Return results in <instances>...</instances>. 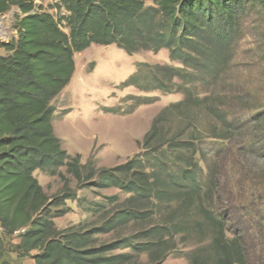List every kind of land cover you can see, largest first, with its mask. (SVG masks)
I'll use <instances>...</instances> for the list:
<instances>
[{"label":"trees","instance_id":"16d2710c","mask_svg":"<svg viewBox=\"0 0 264 264\" xmlns=\"http://www.w3.org/2000/svg\"><path fill=\"white\" fill-rule=\"evenodd\" d=\"M250 1L264 8V0H57L47 7L37 6L36 0H0V14L11 7L19 11L16 36L0 42L5 52L0 54V264H10V253L35 264H141L145 253L147 264H160L174 249L175 236L192 232L198 246L186 255L189 264L247 262L249 235L228 238L224 233L228 213L222 207L233 201L220 196L216 170L205 160L199 179L198 164H191L193 144L183 136L186 127L165 138L162 122L166 112L198 96L196 83L204 76L218 74ZM92 43L114 44L128 54L167 49L169 60L180 65H153L149 79L140 78L137 68L123 82L145 91H181L184 97L153 119L140 152L109 168H97L92 160L81 163L79 154L70 156L52 125V101L72 78L74 54ZM211 107L213 115H223ZM221 121L229 128L225 116ZM253 121L263 124L264 111ZM171 156L184 167L169 162ZM62 166L78 189L115 187L130 195L102 227L59 229L52 218L62 214L53 208L76 200L75 191L65 183L60 194L49 197L34 172L62 177ZM146 221L151 223L132 237L139 242L124 238L96 246L98 233ZM15 232L18 241L5 242ZM124 248L131 252L110 253Z\"/></svg>","mask_w":264,"mask_h":264},{"label":"rangeland","instance_id":"374dc122","mask_svg":"<svg viewBox=\"0 0 264 264\" xmlns=\"http://www.w3.org/2000/svg\"><path fill=\"white\" fill-rule=\"evenodd\" d=\"M55 1L36 0V5L47 7ZM145 4L152 5V2ZM49 12L56 14L54 9ZM61 13L65 14L64 11ZM9 15L13 18L11 32L8 37L0 35L2 43H8L16 36L13 24L19 15L18 9L11 7L0 17ZM238 35L227 50V57L218 74L214 77L206 75L196 83L199 86L198 96L192 97L185 106L164 114L162 131L165 138H169L186 127L183 136L185 140H191L194 147V151L191 148L190 152L193 155L191 164H198L195 173L201 179L200 170L204 171L206 160L219 175L220 196L233 201L222 207L223 212L228 213L225 235L228 238L249 235V239L245 240L251 248L246 250L249 256L245 264H264V123L256 125L253 121L257 114L264 111V8L261 4L247 2L239 19ZM4 53L0 49V54ZM73 58L75 70L72 78L52 101V125L62 148L70 156L79 154L81 163L92 160L97 168L125 163L140 152V143L153 119L167 106L178 103L184 97L181 91L164 93L123 85L137 68L140 78L149 79L153 65L180 66L169 60L167 49L128 54L114 44L92 43L75 53ZM174 81L178 83L177 79ZM145 82L143 80L141 86H145ZM213 104L223 115L211 113ZM224 116L229 128L221 121ZM255 126L263 130L255 131ZM213 134L225 137L212 138ZM190 152L183 153L190 156ZM174 161L171 156L169 162ZM178 165L184 167V163ZM59 172L62 177L38 170L34 172L49 197L60 194L65 183L69 190L75 191L76 200H64L53 208L54 212L62 214L52 218L59 229L102 227L123 207L130 195L115 187L86 185L78 189L76 180L64 166ZM150 223L133 222L98 233L95 236L96 246L124 238L139 242L132 237ZM17 241L16 235L5 238V242ZM196 241L193 232L175 236L174 249L160 264H189L186 255L198 246ZM123 252L129 253L131 248L116 249L110 253ZM9 256L10 264L31 263L30 258L17 259L14 253ZM139 262L147 264L145 253L140 255Z\"/></svg>","mask_w":264,"mask_h":264},{"label":"bare ground","instance_id":"6f19581e","mask_svg":"<svg viewBox=\"0 0 264 264\" xmlns=\"http://www.w3.org/2000/svg\"><path fill=\"white\" fill-rule=\"evenodd\" d=\"M12 19H13L12 15H9L8 17H0V35L2 37H8L10 35L11 32L10 22Z\"/></svg>","mask_w":264,"mask_h":264},{"label":"crops","instance_id":"0c3cea01","mask_svg":"<svg viewBox=\"0 0 264 264\" xmlns=\"http://www.w3.org/2000/svg\"><path fill=\"white\" fill-rule=\"evenodd\" d=\"M30 261L33 262L32 259H30ZM23 264H29V263H27V261H24Z\"/></svg>","mask_w":264,"mask_h":264},{"label":"built area","instance_id":"2783aa9c","mask_svg":"<svg viewBox=\"0 0 264 264\" xmlns=\"http://www.w3.org/2000/svg\"><path fill=\"white\" fill-rule=\"evenodd\" d=\"M18 234V232H15V235H17ZM30 264H35L34 262H31Z\"/></svg>","mask_w":264,"mask_h":264},{"label":"water","instance_id":"95a60500","mask_svg":"<svg viewBox=\"0 0 264 264\" xmlns=\"http://www.w3.org/2000/svg\"><path fill=\"white\" fill-rule=\"evenodd\" d=\"M35 11V10H34Z\"/></svg>","mask_w":264,"mask_h":264}]
</instances>
